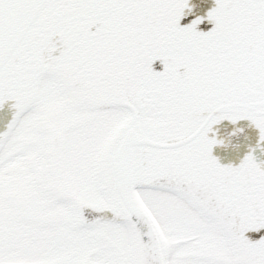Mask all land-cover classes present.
<instances>
[{"label": "snow or ice", "instance_id": "obj_1", "mask_svg": "<svg viewBox=\"0 0 264 264\" xmlns=\"http://www.w3.org/2000/svg\"><path fill=\"white\" fill-rule=\"evenodd\" d=\"M193 7L0 0V264H264V0Z\"/></svg>", "mask_w": 264, "mask_h": 264}, {"label": "water", "instance_id": "obj_2", "mask_svg": "<svg viewBox=\"0 0 264 264\" xmlns=\"http://www.w3.org/2000/svg\"><path fill=\"white\" fill-rule=\"evenodd\" d=\"M189 3L194 5L193 10L188 14L187 17L182 18L181 23L187 22L196 15L204 16L206 11L214 6V0H189ZM208 27H211L210 22H202L201 24L197 25V28L199 29H206ZM156 66L159 67L158 64Z\"/></svg>", "mask_w": 264, "mask_h": 264}]
</instances>
